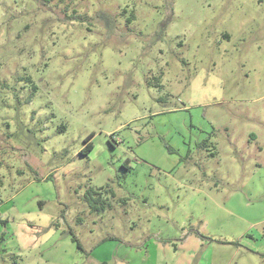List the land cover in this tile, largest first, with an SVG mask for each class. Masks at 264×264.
Masks as SVG:
<instances>
[{"label": "rangeland", "instance_id": "obj_1", "mask_svg": "<svg viewBox=\"0 0 264 264\" xmlns=\"http://www.w3.org/2000/svg\"><path fill=\"white\" fill-rule=\"evenodd\" d=\"M0 219V264H264V0H0Z\"/></svg>", "mask_w": 264, "mask_h": 264}, {"label": "trees", "instance_id": "obj_2", "mask_svg": "<svg viewBox=\"0 0 264 264\" xmlns=\"http://www.w3.org/2000/svg\"><path fill=\"white\" fill-rule=\"evenodd\" d=\"M81 20H83L84 18L83 17H79ZM91 138H92V136L87 140V145H86V147L82 150V152H81V154H83V155H88L93 149H94V146H93V143L90 141L91 140ZM105 188H101V189H99L100 191H102V190H104ZM90 192H93L94 194H97V195H99L100 194V192H97V191H93V189H92V191H90ZM87 201L90 203V205L94 208V201H95V199L94 198H88L87 199ZM0 224H5V221L4 220H2V219H0ZM72 242L73 243H75L76 245H77V248L79 249V250H83V247H82V244L80 243V241L78 240V238L76 237V236H72ZM104 264H106V263H104Z\"/></svg>", "mask_w": 264, "mask_h": 264}, {"label": "crops", "instance_id": "obj_3", "mask_svg": "<svg viewBox=\"0 0 264 264\" xmlns=\"http://www.w3.org/2000/svg\"><path fill=\"white\" fill-rule=\"evenodd\" d=\"M149 245H147V247H148ZM147 252H148V250H146Z\"/></svg>", "mask_w": 264, "mask_h": 264}]
</instances>
